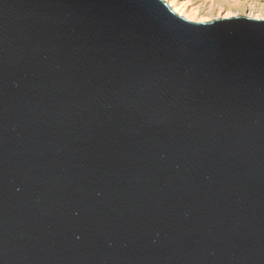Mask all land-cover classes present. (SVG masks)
<instances>
[{"label":"water","instance_id":"1","mask_svg":"<svg viewBox=\"0 0 264 264\" xmlns=\"http://www.w3.org/2000/svg\"><path fill=\"white\" fill-rule=\"evenodd\" d=\"M0 264H264V19L0 0Z\"/></svg>","mask_w":264,"mask_h":264},{"label":"bare ground","instance_id":"2","mask_svg":"<svg viewBox=\"0 0 264 264\" xmlns=\"http://www.w3.org/2000/svg\"><path fill=\"white\" fill-rule=\"evenodd\" d=\"M163 1L177 15L192 22H208L210 16H214V20L219 17L226 19L237 16L254 20L264 19V14L261 13L264 10V0H190L191 5L187 8V4L181 2V0ZM261 2L263 3L261 4ZM222 10L224 11L222 14L225 13L224 15H220ZM251 11L256 12V14ZM201 18L204 19L202 20Z\"/></svg>","mask_w":264,"mask_h":264},{"label":"rangeland","instance_id":"3","mask_svg":"<svg viewBox=\"0 0 264 264\" xmlns=\"http://www.w3.org/2000/svg\"><path fill=\"white\" fill-rule=\"evenodd\" d=\"M181 2L187 4L186 8H187L188 6L191 5V1H190V0H181ZM262 3H263V2H261V4H262ZM252 10H254V9H252ZM223 12H224V11L222 10V11L220 12V13H221L220 15H224L225 13L222 14ZM251 12H253V11H251ZM213 13H214V12H213ZM215 13H217V12H215ZM261 13L264 14V10H263ZM253 14H256V12H253ZM213 15H214V14H213ZM213 17H214V16H210L209 19H210V20H214ZM201 19L203 20L204 18H201ZM205 19H208V18H205ZM216 19H221V18L219 17V18H216ZM210 20H209V21H210ZM201 22H204V21H201Z\"/></svg>","mask_w":264,"mask_h":264}]
</instances>
